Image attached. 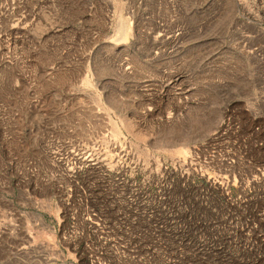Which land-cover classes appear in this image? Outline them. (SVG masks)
Listing matches in <instances>:
<instances>
[{
  "label": "rangeland",
  "instance_id": "obj_1",
  "mask_svg": "<svg viewBox=\"0 0 264 264\" xmlns=\"http://www.w3.org/2000/svg\"><path fill=\"white\" fill-rule=\"evenodd\" d=\"M0 264H264V0H0Z\"/></svg>",
  "mask_w": 264,
  "mask_h": 264
},
{
  "label": "bare ground",
  "instance_id": "obj_2",
  "mask_svg": "<svg viewBox=\"0 0 264 264\" xmlns=\"http://www.w3.org/2000/svg\"><path fill=\"white\" fill-rule=\"evenodd\" d=\"M184 149H185L184 147H181V150H183V151H184Z\"/></svg>",
  "mask_w": 264,
  "mask_h": 264
}]
</instances>
